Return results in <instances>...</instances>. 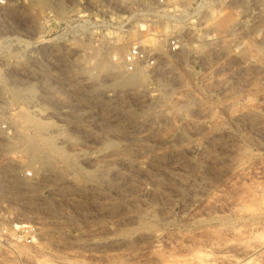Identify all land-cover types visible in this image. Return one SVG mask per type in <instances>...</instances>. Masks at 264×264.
<instances>
[{"label": "rangeland", "instance_id": "rangeland-1", "mask_svg": "<svg viewBox=\"0 0 264 264\" xmlns=\"http://www.w3.org/2000/svg\"><path fill=\"white\" fill-rule=\"evenodd\" d=\"M34 13L4 9L5 30ZM229 24L173 56L159 44L154 76L117 63L11 94L18 140L41 154L37 181L0 172V213L40 240L0 264H264V27Z\"/></svg>", "mask_w": 264, "mask_h": 264}, {"label": "built area", "instance_id": "built-area-1", "mask_svg": "<svg viewBox=\"0 0 264 264\" xmlns=\"http://www.w3.org/2000/svg\"><path fill=\"white\" fill-rule=\"evenodd\" d=\"M37 1L0 0L1 147L19 141L16 104L10 106L1 95L18 91L14 86L21 87V78L29 79L31 92L38 94L45 84L52 86L47 79L97 75L93 64L102 60L118 62L126 74L141 70L154 76L162 42L166 54L173 56L187 40L213 42L211 31L227 19L234 30L264 27V0H45L43 8ZM6 8L35 11L30 30L6 31ZM118 49L122 53L115 56ZM24 163L16 151L0 152V172L37 181ZM6 166L12 169H3ZM3 176L0 173V191H8ZM25 222L0 213V251L34 246L40 240L38 227Z\"/></svg>", "mask_w": 264, "mask_h": 264}, {"label": "bare ground", "instance_id": "bare-ground-1", "mask_svg": "<svg viewBox=\"0 0 264 264\" xmlns=\"http://www.w3.org/2000/svg\"><path fill=\"white\" fill-rule=\"evenodd\" d=\"M38 2H41L42 3V5H46V2H45V0H38L37 1V3ZM40 4V3H39ZM184 46H186L185 44L182 46V48L184 47ZM121 49V48H120ZM120 49H118L117 51H116V53H114V55L116 56V55H120L121 53H122V51L120 50ZM97 63V65H99V66H101V69H96L95 70V72L96 73H102V74H104V73H106V74H108L107 72H118L119 70H117L114 66H115V64H117L118 62H116V63H111V62H109V61H103V63L102 62H99V61H97L96 62ZM99 63V64H98ZM114 74V73H113ZM124 74H126V73H124ZM135 74V73H134ZM134 74H132V75H134ZM137 75H143V76H145V73L142 71L141 72V70H138L137 71V73H136ZM98 75V74H97ZM115 75V74H114ZM113 75V76H114ZM126 75H128V74H126ZM15 87V89H18V91H16V92H19V93H22V92H30L31 91V86H30V84H29V86H24V87H18V86H14ZM141 89V88H140ZM140 89H138V88H131V91L134 93V92H140ZM16 92H14V93H16ZM141 92H142V90H141ZM13 95V94H12ZM4 99H5V101L10 105L11 104V101H12V99H11V95H1ZM14 96V95H13ZM11 106V105H10ZM19 139H21L22 137H18ZM20 142V141H19ZM14 150V151H19V152H23L26 156H29L30 157V161H29V163H28V168L29 169H31V170H33L34 169V166H35V158H37V160L39 159V155L41 154L40 153V150H41V148L38 146V145H36V143H35V141L34 140H32L30 137H29V140H26V142L25 141H23L22 142V140H21V142L20 143H15L14 145H10V146H7V147H1L0 146V152H7V151H9V150ZM132 163V162H131ZM133 163H135V162H133ZM139 163V162H138ZM137 164V163H136ZM137 166L139 167V166H141V165H138L137 164ZM140 168H142V167H140ZM3 169H12V167H10V166H6V167H4ZM3 177H5V176H3ZM248 248V247H247ZM262 250V249H261ZM262 252L264 253V248H263V250H262ZM227 258V257H226ZM202 259V258H201ZM225 259V258H224ZM231 259V258H230ZM200 261V260H199ZM206 261V260H205ZM204 261V262H205ZM209 261V260H208ZM207 261V262H208ZM225 261V260H224ZM227 262V261H226ZM228 264H235V262H232V260H229L228 261Z\"/></svg>", "mask_w": 264, "mask_h": 264}]
</instances>
